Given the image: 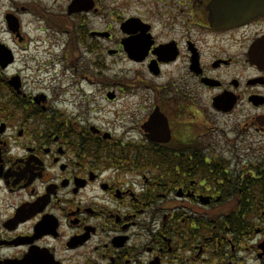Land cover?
Returning a JSON list of instances; mask_svg holds the SVG:
<instances>
[{
    "label": "flooded vegetation",
    "instance_id": "1",
    "mask_svg": "<svg viewBox=\"0 0 264 264\" xmlns=\"http://www.w3.org/2000/svg\"><path fill=\"white\" fill-rule=\"evenodd\" d=\"M72 1L0 11V264H264V13Z\"/></svg>",
    "mask_w": 264,
    "mask_h": 264
},
{
    "label": "rangeland",
    "instance_id": "2",
    "mask_svg": "<svg viewBox=\"0 0 264 264\" xmlns=\"http://www.w3.org/2000/svg\"><path fill=\"white\" fill-rule=\"evenodd\" d=\"M30 0H25V2H29ZM68 1V0H67ZM124 0H99V5H101V12H105V9L104 7H109V5L111 7H113V9L116 11V13L120 16L122 14V5L124 4L123 2ZM133 3L130 5L131 9H133V12L134 10L137 9V1L138 0H131ZM66 0H44V3L47 4L48 8L54 12H59V10H61V7H63V5L65 4ZM26 4V3H25ZM8 9L9 8V0H0V11H3L4 9ZM99 18L96 19V23L99 22L98 20ZM98 24V23H97ZM95 24V25H97ZM34 26V25H33ZM98 26V25H97ZM36 26H34L35 28ZM30 31V34L33 36V37H39L41 36L40 38H44V37H47V36H56L55 32L53 33V31L51 29H48V31H45V32H38V31H34L32 29H29ZM58 36V35H57ZM34 41H37V45H41V40L38 38L37 40H34ZM55 41H57V39H55ZM52 41H48V42H44L42 41V44L43 46L38 48V51H39V57H41V62L43 60V62H50L52 61V58H53V54H47L44 49L46 51H51V49H54L55 51H57V46L58 44L55 43L54 47L51 43ZM35 45L36 43H32V47H33V51L35 50ZM47 47V48H46ZM36 51V50H35ZM46 68V67H45ZM44 72V77H47V79L49 81H51L53 78H57V76L55 75V71H52V70H45L43 71Z\"/></svg>",
    "mask_w": 264,
    "mask_h": 264
},
{
    "label": "water",
    "instance_id": "3",
    "mask_svg": "<svg viewBox=\"0 0 264 264\" xmlns=\"http://www.w3.org/2000/svg\"><path fill=\"white\" fill-rule=\"evenodd\" d=\"M91 2H89V0H73L69 10L70 12H75V11H81V10H86L88 8H90L93 5L92 0H90ZM261 0H255V1H250V0H240V2L238 1V3L241 5L242 11L243 9H245V12L251 15H257V14H261L264 13V7L262 5V3H260ZM8 51V50H6ZM9 52V51H8ZM0 54L2 55L0 57L1 61L5 60L6 62L9 59V54L6 52L1 51ZM7 63H4V65Z\"/></svg>",
    "mask_w": 264,
    "mask_h": 264
}]
</instances>
